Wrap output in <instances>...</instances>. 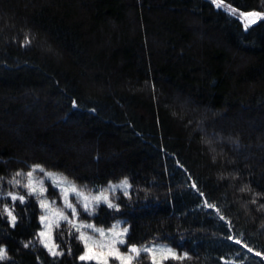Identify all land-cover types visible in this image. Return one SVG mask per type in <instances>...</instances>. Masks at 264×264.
<instances>
[{"label":"trees","instance_id":"1","mask_svg":"<svg viewBox=\"0 0 264 264\" xmlns=\"http://www.w3.org/2000/svg\"><path fill=\"white\" fill-rule=\"evenodd\" d=\"M224 2L0 0V264H98L68 223L61 255L42 244L33 165L87 192L127 178L79 216L190 257L163 264H264V17L240 18L264 0Z\"/></svg>","mask_w":264,"mask_h":264},{"label":"snow or ice","instance_id":"2","mask_svg":"<svg viewBox=\"0 0 264 264\" xmlns=\"http://www.w3.org/2000/svg\"><path fill=\"white\" fill-rule=\"evenodd\" d=\"M212 3L217 7H225L228 8L232 14H235V10L231 9L230 6H227L224 2V0H212ZM243 17H246L249 19V23H255L256 19L261 18L264 16V13H257V12H251V13H241L240 14ZM249 25L246 24L245 28H247ZM30 42V41H26ZM75 103V102H74ZM39 170L40 172L43 173L44 178L47 180L51 181V185L53 188H57L61 191L62 198H63V204H64V209H59L58 210V215L59 219L68 222L71 224L74 228H76L77 231H80V228H87V229H92L93 232H99L101 237L105 236V231L104 229L96 228L93 224H81L79 227L76 226L75 223H73V220L77 217H79L80 213L78 212V206H82L85 212H88L91 214V211L94 210V204H99L100 202L107 203L109 208H116L118 205L112 203V201L109 199V192L114 193L117 188H121L124 190V194L128 195L127 189L130 187L127 178L122 180L119 184H112L111 182L109 183V187L103 191H101L98 195L95 196H89L86 195L85 192L81 189H78L75 184H73L71 181H68L66 177H63L60 174L57 173H52V172H47L45 171L42 166L40 165H33L32 166V171L25 173H20L17 172L15 174V177H20L23 175H26L28 177V183L25 185H22L23 187L28 189L29 195H34L37 194V188L34 186V181H33V173L36 170ZM13 178L12 180L9 181V183L14 184V185H21V180ZM0 179H3L0 177ZM41 187L39 188V194L43 195L44 193L47 192V188L43 187L45 183V179H41L38 182ZM195 187V185H193ZM8 195L12 198L13 201L15 200H20L21 203L24 202L25 197L24 196H18L15 193H8ZM74 196L76 198V204H73L72 201L69 199V196ZM56 201H47L46 199H41L40 200V206L42 208L47 209L50 204H55ZM206 206L209 208L214 207V205L207 204ZM65 209L70 210V215L72 219L69 218V215L66 214L64 211ZM4 212L8 214V216L11 218V222L13 225L15 224L16 217L12 214V211L9 210L7 206L4 208ZM223 219V217H221ZM41 221H45L47 219L46 216H42ZM55 227L59 228L60 223L59 220L55 222ZM118 226L114 225L112 229L109 231H114ZM128 229L125 228L120 232L115 233V236L111 242L112 244V250L109 251L108 253H93L90 250H88V244L87 240L92 239V237H86V234L84 232H80L79 239L82 241H85V253L84 255L80 256V260L82 261H91V260H96L98 264H107L108 258L115 256L116 259L120 260L121 264H132L133 260L138 258L141 253H145L151 256V264H163L164 261L168 259H178V260H183L186 258H189L187 256V253H185L183 256H178L171 248H165V247H141L137 248L135 245L129 246V253L130 254H121L119 252V249L116 248L115 246L117 244L120 245H125L126 241L124 239H120L119 237L123 236L125 233H127ZM47 234L45 232H40L39 236L40 237H45ZM229 239H232L229 237ZM42 243H44V246L48 248L49 252L53 256H58L61 255L62 253L57 251L56 248L58 247L57 245H52L49 247V245L42 240ZM31 243V242H29ZM236 243H240V241H236ZM28 245L26 244L25 247ZM104 245H101L103 247ZM251 251V249H249ZM135 254V255H131ZM259 255V253H258ZM7 258V253L6 249L2 246H0V260L6 259Z\"/></svg>","mask_w":264,"mask_h":264},{"label":"rangeland","instance_id":"3","mask_svg":"<svg viewBox=\"0 0 264 264\" xmlns=\"http://www.w3.org/2000/svg\"><path fill=\"white\" fill-rule=\"evenodd\" d=\"M223 8H225V7H223ZM225 9H228V8H225ZM263 17L264 16H262L261 18H263ZM240 18H241L244 26L246 24H248V25L252 24V23H249V19L248 18L243 17L241 15H240ZM261 18L256 19V21L261 19ZM47 172L55 173L53 171H47ZM41 179H45V183H44L43 187L48 189V185L51 186L50 187V189H51L50 193L48 192V190H49L48 189L47 192L44 193L43 195L39 194V188L41 187V185L38 182ZM122 180H124V179H122ZM122 180H119V181H116V182H111V183L112 184H119ZM33 181H34V186L37 188V194H35V195L38 198L39 205H40V200L41 199H46L49 202L53 201V200L56 201V203L54 205L50 204L47 209L42 208L40 206L41 207V213H40V216H39V221H40V224H41V228L39 230V233L40 232H45L47 235L45 237H40V236L39 237H40L41 241L44 240L49 245V247H51L52 245H56L55 242H54L55 222L57 220H59L60 224L68 223L66 221L60 220L59 219V215H58V210L59 209H64L62 194H61V191L59 189L52 187L51 181L47 180L46 178H44L43 173L40 172L38 169L33 173ZM68 181H71V180L68 179ZM72 183L75 184L74 182H72ZM128 183H129V181H128ZM129 185H130V187L127 189V192H129V190L131 188V184L130 183H129ZM108 187H109V183L104 189H101L99 191H94V192H87V191H85L82 188L77 186L78 189L83 190L85 192V194L89 195V196L98 195L101 191L107 189ZM115 191L124 192V190L121 189V188H117ZM110 193L111 192H109L108 195H109V199L111 200ZM69 199L72 201L73 204H76V198L74 196L70 195ZM100 203H104V202L102 201ZM112 203H113V201H112ZM105 204H107V203H105ZM77 210H78L79 213L81 211L82 212L84 211L82 206H78ZM64 211L66 212V214L69 215V218L72 219V217L70 215V210L65 209ZM42 216H46L47 217V219L45 221H43V222L40 219ZM73 223H75L77 227H79L81 224H85V225L86 224H93L96 228L104 229L105 236L101 237L99 232H93L92 229L80 228V231H77L76 228H74L71 224L68 223L69 225H71L77 231L78 236H80V232H84L86 234V237H89V236L92 237V239L87 240V244H88V250H90L93 253H105L106 254L109 251H111L112 250L111 242H112V240H113V238L115 236V233L120 232V231H122L125 228L128 229V225L125 223V220L123 218L116 219L108 227L97 225L94 222H92L91 220H86L84 218H80V216L75 218L73 220ZM114 225H117L118 227L114 231L110 232L109 230L112 229ZM127 233H128V231H127ZM127 233H125L123 236L119 237L120 239H124L126 241V244L125 245L117 244L115 246L116 248L119 249V252L121 254H130L129 253V246L135 245L137 248H141V247H165V248H171L179 256V252L176 250V248L172 247L169 243L164 242V241L147 242V243H142V244H129L127 242V239H126ZM82 242H83V246H84V251L81 254V256L84 255V253L86 251V249H85V241H82ZM42 244L44 245V243H42ZM101 245H104V246L101 247ZM0 246L4 247L3 245H0ZM56 250H57V248H56ZM131 255H135V254H131ZM150 258H151V256H150ZM135 260H133L132 264H135ZM92 261L98 263L96 260H92ZM107 264H121V262H120V260L116 259L115 256H112V257L108 258Z\"/></svg>","mask_w":264,"mask_h":264}]
</instances>
